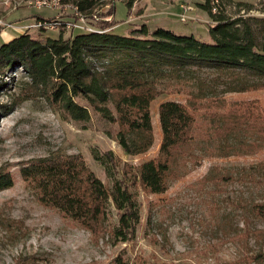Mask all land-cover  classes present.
<instances>
[{"label": "trees", "instance_id": "trees-1", "mask_svg": "<svg viewBox=\"0 0 264 264\" xmlns=\"http://www.w3.org/2000/svg\"><path fill=\"white\" fill-rule=\"evenodd\" d=\"M106 1L57 0L85 14ZM230 1L199 4L212 22L210 41L146 25L117 35L111 26L121 20L105 22L101 32L87 30L65 37L59 33L42 40L29 32L19 34L0 44V90L5 87L7 72L22 71L28 81L14 102L42 97L78 121L88 120L90 107L118 124L117 144L131 156L145 153L153 145L151 101L168 93L184 94V101L159 104L158 153L135 170V180L145 190L163 193L185 174L188 164L198 165L206 157L250 156L264 149V112L258 103L228 101L224 96L264 89V41L255 29L260 18L227 15ZM204 68L212 75L202 77ZM194 113H199V122L205 124L203 133L195 128ZM95 159L106 165L108 173L119 164L112 151L98 153ZM254 167L250 164L248 168ZM215 169L212 166L202 181L220 184L233 179L231 173H213ZM21 175L37 189L41 204L59 210L86 230H101L110 199L118 217L111 233L125 242L135 232L140 214L127 184L115 178L109 192L78 155L38 158L23 167ZM247 175L249 181L256 178L255 173ZM12 184L10 174L0 172V190ZM247 209L264 218V202H252ZM243 222L244 226L232 233L225 231L224 241H240L245 249L253 242L258 248L242 261L264 263V227H251L247 216Z\"/></svg>", "mask_w": 264, "mask_h": 264}, {"label": "rangeland", "instance_id": "rangeland-1", "mask_svg": "<svg viewBox=\"0 0 264 264\" xmlns=\"http://www.w3.org/2000/svg\"><path fill=\"white\" fill-rule=\"evenodd\" d=\"M129 1L128 6L126 2ZM142 1L108 0L91 14H85L68 5L35 7L28 0L27 3L26 0H0L3 23L0 33L4 24L11 23L13 13L18 9L28 13V19H31L28 20L30 28L20 30L42 40L59 33L65 37L84 29L100 30L105 22L115 20H121L111 26L117 35H126L139 22L156 28L154 14L146 20H138V15L146 9ZM174 1L147 0V6L149 9L152 6L160 8L161 3L160 10L165 19L168 12L179 11V4H186L188 20L180 21L179 11L175 15L178 19L168 21L170 30L210 41L208 29L212 22L206 11L199 7L205 0H178L179 8L175 5L171 9ZM230 2L227 15L238 13L260 18L255 29L259 40L264 41V0ZM42 20L51 25L34 27ZM13 26L17 27V24ZM200 74L202 77L212 75L205 68ZM3 80L5 87L0 90V172L9 173L13 184L0 190V264H246L242 257L253 254L258 248L253 242L245 249L240 241H224V233L243 227L244 216L248 217L251 227H264V218L251 215L247 209L252 202H264V149L250 156L206 157L198 165L188 164L185 174L160 194L149 193L135 180L139 164L153 159L158 153L161 140L157 116L159 104L164 100L184 101V94L168 93L151 101L153 145L147 152L131 156L117 144V123L101 117L90 107L88 120H73L58 107H51L42 97L14 102V97L23 93L22 86L28 78L22 71L14 70L7 72ZM219 86L221 88L222 84ZM224 96L228 101H253L264 112V89L225 93ZM76 101L85 105L83 100L76 98ZM194 115L197 119L195 128L203 133L205 124L199 122V113ZM108 151H112L119 161L112 173L95 159L96 154ZM50 154H59L60 158L78 155L109 192L115 178H121L127 184L140 214L135 232L127 241L122 242L111 233L118 217L110 199L107 218L101 230L95 228L94 231L63 217L59 210L41 204L37 189L30 179L22 177L21 169ZM250 164L255 167L249 170ZM212 166L218 169L213 173H231L233 179L220 184L203 182ZM248 173H255L256 178L249 181ZM261 248L264 249V244Z\"/></svg>", "mask_w": 264, "mask_h": 264}, {"label": "crops", "instance_id": "crops-1", "mask_svg": "<svg viewBox=\"0 0 264 264\" xmlns=\"http://www.w3.org/2000/svg\"><path fill=\"white\" fill-rule=\"evenodd\" d=\"M178 2H179L178 0H175L174 4H172L173 6L170 8L171 9L174 8L175 5H177L178 6L177 8H179ZM142 4H144L146 6V9L144 10L143 14L138 15V18H139L138 20H146L149 15L154 14L153 25L160 27V28L164 27V28L170 29L168 21H170V19L176 18L175 15L180 11V9H178L179 10L178 12L170 11V12H168L169 15H167L166 18L164 19L163 18V11L160 10V8L162 6L161 3L159 4L160 8H156V7L152 6L150 9H149V6H147V0L142 1ZM18 10L14 11L13 20L11 21V24L12 23H13L12 25L17 24V26L28 24V20H31V19H28V13L25 14L24 12H21L22 10L21 11H18ZM158 10H159V12H158ZM148 18H151V17H148ZM176 19H178V18H176ZM140 25H146L150 29H154L153 27H151V25L149 23H145V22H139V24L135 25V27L140 26ZM130 29H132V28H130ZM22 33H26V32H24L23 30L19 31L18 29L11 28V27L4 28L2 30V32L0 33V37H1L0 44L2 42H6L9 39H12L13 37L18 36L19 34H22Z\"/></svg>", "mask_w": 264, "mask_h": 264}, {"label": "built area", "instance_id": "built-area-1", "mask_svg": "<svg viewBox=\"0 0 264 264\" xmlns=\"http://www.w3.org/2000/svg\"><path fill=\"white\" fill-rule=\"evenodd\" d=\"M26 3H27V0H26ZM28 3L30 5L35 6V7L36 6H46V7H49V6H61V4L60 3H57V1H49V2L42 1V2L31 3L28 0ZM179 5H180V12L177 14L178 15V18H179L180 21L186 22L188 20L187 12H188V8L189 7H187V5L186 4H183V3L182 4H179ZM54 23H55V21H54ZM1 24H3V23L0 20V25ZM50 25H51V22H50V24H48L47 21L42 20V21H37L36 24L34 25V27H36V26H45L46 27V26H50ZM7 27L16 28L19 31H20V29H29L30 28V26L28 24L27 25H20V26H17L16 27V26H13L11 23H9V24L7 23V24H4L3 29L4 28H7ZM76 27L78 28L79 26H76ZM86 30H92V29H84V31H86ZM94 31L101 32V30H98V29H94Z\"/></svg>", "mask_w": 264, "mask_h": 264}, {"label": "bare ground", "instance_id": "bare-ground-1", "mask_svg": "<svg viewBox=\"0 0 264 264\" xmlns=\"http://www.w3.org/2000/svg\"><path fill=\"white\" fill-rule=\"evenodd\" d=\"M42 1H44V2H49V1H51V0H35V2H42ZM52 1H57V0H52ZM34 2V3H35Z\"/></svg>", "mask_w": 264, "mask_h": 264}]
</instances>
